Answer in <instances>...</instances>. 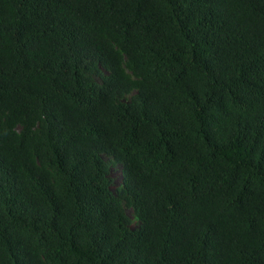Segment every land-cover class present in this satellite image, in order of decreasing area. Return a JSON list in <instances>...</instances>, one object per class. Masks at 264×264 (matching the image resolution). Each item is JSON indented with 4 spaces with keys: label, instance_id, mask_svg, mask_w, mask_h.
Segmentation results:
<instances>
[{
    "label": "trees",
    "instance_id": "1",
    "mask_svg": "<svg viewBox=\"0 0 264 264\" xmlns=\"http://www.w3.org/2000/svg\"><path fill=\"white\" fill-rule=\"evenodd\" d=\"M0 264H264V0H0Z\"/></svg>",
    "mask_w": 264,
    "mask_h": 264
},
{
    "label": "rangeland",
    "instance_id": "2",
    "mask_svg": "<svg viewBox=\"0 0 264 264\" xmlns=\"http://www.w3.org/2000/svg\"><path fill=\"white\" fill-rule=\"evenodd\" d=\"M120 169L121 168H120L119 165H115V166L111 167V172H112V175L116 177V182H120L121 181V178H120V175H119Z\"/></svg>",
    "mask_w": 264,
    "mask_h": 264
},
{
    "label": "clouds",
    "instance_id": "3",
    "mask_svg": "<svg viewBox=\"0 0 264 264\" xmlns=\"http://www.w3.org/2000/svg\"><path fill=\"white\" fill-rule=\"evenodd\" d=\"M120 168H121V166H120ZM119 175H120V178H122V177H121V169H120V171H119Z\"/></svg>",
    "mask_w": 264,
    "mask_h": 264
}]
</instances>
